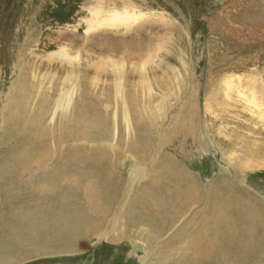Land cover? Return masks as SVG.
I'll return each instance as SVG.
<instances>
[{
	"label": "rangeland",
	"instance_id": "obj_1",
	"mask_svg": "<svg viewBox=\"0 0 264 264\" xmlns=\"http://www.w3.org/2000/svg\"><path fill=\"white\" fill-rule=\"evenodd\" d=\"M0 12L1 32L22 15L29 19L36 86L50 92L62 82L50 119L83 94L98 99L112 135L122 130L119 146L107 143L124 151L130 173L117 210L98 218L104 228L77 240L72 252L14 253L5 264H169L156 256L168 234L147 245L137 235L149 229L127 228L126 211L162 153L158 145L177 147L175 127L189 95L199 144L184 147L188 171L201 184L237 179L264 202V0H0ZM226 54V66L209 67ZM134 107L152 116L157 146L137 167L124 150Z\"/></svg>",
	"mask_w": 264,
	"mask_h": 264
},
{
	"label": "bare ground",
	"instance_id": "obj_2",
	"mask_svg": "<svg viewBox=\"0 0 264 264\" xmlns=\"http://www.w3.org/2000/svg\"><path fill=\"white\" fill-rule=\"evenodd\" d=\"M1 15L0 264H5L14 253L72 252L77 240L104 228L98 218L117 210L130 173H124V151L118 150L120 154L107 143L119 146L122 130L112 135L98 99L83 94L67 112L50 119L62 82L50 92L36 86L27 55L32 44L29 19L22 15L1 32ZM120 17L113 14L109 19ZM227 56L209 60V67L219 62L226 66ZM187 103L175 127L177 147L158 145L162 153L129 205L125 226H147V236H137L152 247L168 234L156 256L169 264H264L262 199L239 186L237 179L222 176L201 184L186 168L184 147L199 144L190 95ZM136 108L124 150L135 156L137 167L157 146L152 116Z\"/></svg>",
	"mask_w": 264,
	"mask_h": 264
}]
</instances>
